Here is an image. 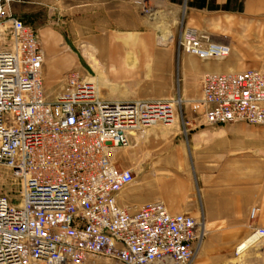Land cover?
I'll return each mask as SVG.
<instances>
[{"label":"built area","instance_id":"built-area-1","mask_svg":"<svg viewBox=\"0 0 264 264\" xmlns=\"http://www.w3.org/2000/svg\"><path fill=\"white\" fill-rule=\"evenodd\" d=\"M0 0V167L20 184L16 198L0 194V264H84L90 257L116 264H191L206 237L203 221L172 215L163 202L123 208L118 195L136 181L116 169L112 148L129 135L175 120L173 102L104 100L77 71L55 102L45 95V53L37 31ZM145 14L152 9L134 0ZM179 53L224 60L230 47L184 29ZM199 105L205 124L264 127V62L237 73H208ZM158 116V117H157ZM259 209L250 212L251 221ZM264 242L251 225L240 255Z\"/></svg>","mask_w":264,"mask_h":264},{"label":"crops","instance_id":"crops-1","mask_svg":"<svg viewBox=\"0 0 264 264\" xmlns=\"http://www.w3.org/2000/svg\"><path fill=\"white\" fill-rule=\"evenodd\" d=\"M140 1L152 10L169 8L174 18L184 11L187 29L208 34L222 29L221 17L217 16L220 13L244 16L248 24L264 22V0ZM85 2L103 10L107 16L108 25L99 29L108 33L96 38L90 46L96 54L93 61L102 63V78H133L136 79L133 84L141 88L138 93L141 97L119 101H150L152 98L145 96L172 94L176 45L173 43L164 50L159 48L167 46L166 41L162 40L160 45L157 41L159 15H144L134 0ZM74 6L70 0H61L55 6L56 20L65 24L67 11ZM15 15L20 18L16 12ZM253 29L251 25L241 28L247 31L245 41L250 44L257 38L251 35ZM230 49V55L223 61H204L195 55L182 54L178 92L191 108L193 102L201 99V81L205 74L245 71L261 58V54L255 56L249 49L234 45ZM44 53L45 60L58 66L55 76L78 68L80 59L74 52L60 49L52 54L47 49ZM160 87L165 90L160 91ZM187 118L188 115L183 124H157L131 133L128 147L110 150L116 169L132 170L136 178L133 185L118 195V204L134 209L163 202L172 215H188L203 221L208 234L191 264H264V252L258 247L243 256L235 254L237 246L248 237L251 224L264 227V174L256 175L249 170L224 173V167L229 165L233 169L238 162L223 163L224 158L234 159L237 153L264 146V135L246 124L212 128L204 119L198 122ZM253 208L259 209L255 221L250 219Z\"/></svg>","mask_w":264,"mask_h":264},{"label":"rangeland","instance_id":"rangeland-1","mask_svg":"<svg viewBox=\"0 0 264 264\" xmlns=\"http://www.w3.org/2000/svg\"><path fill=\"white\" fill-rule=\"evenodd\" d=\"M70 1L74 3L75 6L67 11L69 14L68 20L63 25L56 20L57 15L55 13V6L56 4L60 5L61 0H29L26 3H13L11 5V12L14 16H16V12L18 16H20V19L37 31L44 48V52L49 49L52 54H54L56 51L61 49L67 50L70 54L74 52L75 55H78L80 62L77 63L78 68H75L74 71L79 72L83 78L88 80L95 79L94 84L98 87L99 95L102 99L119 101L122 98H130L134 96L141 97V95L138 94L141 89L140 86L136 83L133 84L136 79L102 78V63L93 61V58H96V54L90 46L96 38H100L102 34L108 33V31L99 29L108 25V22L105 21L107 16L104 15V11L95 8L92 4H85L86 0ZM184 1L185 0H180V3H184ZM142 12L144 15H148L145 14L143 10ZM154 13L159 15L157 19V41L159 45L162 43V40L167 43L166 47H162L160 45L159 48L164 50L168 49L169 45L173 43L176 45L174 89L172 94L149 95L145 96V98H152L151 101L157 102H173L175 111V121L173 124L185 123L184 119L187 115L189 116L187 119L200 122L204 119L203 108L198 102H193V106L191 108V104L187 102L186 98L178 92L180 85V59L182 56V54L180 55L179 53L178 42L183 30L186 29L184 26L185 12L182 11L177 18H174L169 8L166 7L155 8L152 10V15H154ZM217 16L221 17L222 22L220 26L223 30H217L215 33L213 32V34L205 32L202 33L208 35L213 41H216L215 39L222 40L221 42H224L223 44L229 47L230 45H234L240 49H249V51L255 56H257V54H261L259 62L254 63L250 68L254 69L260 67V65L264 62V22L261 21L258 23L248 24L245 22L246 17L235 14L220 13ZM246 25L255 27V29L251 31V35L257 38L256 41L251 44L245 41L244 33L247 34V31L241 30V28ZM237 27L238 30H236ZM89 59L92 61H89ZM57 70L58 66L56 64L47 61V59L45 60L42 78L45 95L49 102H55L59 96L66 92L65 79L69 73L61 76H55V71ZM159 90L164 91L165 89L160 87ZM250 127H253L256 133L264 135V127ZM231 159L233 158H224V165L231 163V161H236V164L237 162L238 164L237 166L234 165L233 169L232 167H229V165L228 168L224 167V173H230L231 170L233 172L245 173L249 170V172H253L256 175L262 173L264 174V146L257 147L248 153H237L236 157L233 160ZM247 160L249 161L248 165L246 164ZM19 191L20 184L18 181H14L12 173L7 168L0 167V194H6L12 198H16ZM207 234L208 229L206 228V236ZM255 247L260 248L261 251L264 252V242H260L252 248ZM247 251L238 255L235 250V254L236 256H243ZM84 264L116 263L105 258L90 257Z\"/></svg>","mask_w":264,"mask_h":264},{"label":"bare ground","instance_id":"bare-ground-1","mask_svg":"<svg viewBox=\"0 0 264 264\" xmlns=\"http://www.w3.org/2000/svg\"><path fill=\"white\" fill-rule=\"evenodd\" d=\"M229 53H230V50L228 51V52H226V54H228L229 55ZM92 82H94L95 81V79H90ZM97 89H98V87H97ZM158 117V116H157ZM175 121V120H174Z\"/></svg>","mask_w":264,"mask_h":264},{"label":"trees","instance_id":"trees-1","mask_svg":"<svg viewBox=\"0 0 264 264\" xmlns=\"http://www.w3.org/2000/svg\"><path fill=\"white\" fill-rule=\"evenodd\" d=\"M174 1H175V0H174ZM224 9L227 10V9H228V6H226Z\"/></svg>","mask_w":264,"mask_h":264}]
</instances>
